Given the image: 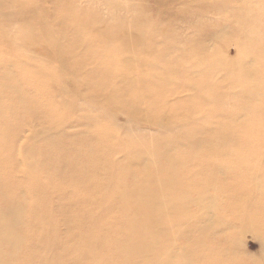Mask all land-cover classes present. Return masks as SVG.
I'll return each mask as SVG.
<instances>
[{"label": "bare ground", "instance_id": "6f19581e", "mask_svg": "<svg viewBox=\"0 0 264 264\" xmlns=\"http://www.w3.org/2000/svg\"><path fill=\"white\" fill-rule=\"evenodd\" d=\"M35 1L36 10L22 0H0V4L15 7L24 15L17 19L25 20V16L37 18L40 3H48L47 0ZM155 1L161 7L187 0ZM123 4H127V0ZM50 14V23L43 16L40 25L47 23L48 28H52V35L44 38L52 40L51 51L62 65L60 74L43 65L24 63L32 60L34 50L27 52L29 57L25 58L18 55L21 52H13L14 60H9V64L0 62V69L5 68V72H0V102L4 103L0 108V264L31 261L35 264H172L177 257L165 259L162 250L169 235L167 226L193 217L192 239L198 247L192 251L191 264H209L211 258H214L212 264H250L246 260L251 264H264V232L258 233L252 225L262 244V255L259 261H251L222 235V224L232 225L222 222L212 205L205 209L202 204L194 203L197 212L192 213L193 216L178 217L173 215L174 209L179 212L178 204L166 192L172 183L186 184V188L207 183L211 170L201 173L198 167L214 162L208 157H190L183 162L184 159H175L171 153L201 150L238 153L263 148L258 139H264V123L258 120V115L264 113V83L254 82L258 77L264 78L263 66L254 68L251 63L240 66L241 79L231 85L245 94L242 109L234 105L220 111L218 120L211 123L219 122L224 127L202 130L198 122L188 124L186 119L196 112L192 106L204 97L197 94L202 87L206 88L208 101L215 104L220 91L214 82L202 83L199 73L194 72L189 83L173 88L175 83L181 82L178 77H160L140 68L146 64L149 52L134 50L136 46L132 45L143 40L139 34L125 40L117 38V29L104 25L103 21L83 20L84 17L76 14L71 19L70 10ZM247 15L242 13L232 24L244 27ZM65 25L73 32L68 40L60 42L65 32L58 30ZM146 34L148 37L147 29ZM223 34L224 31L212 33L207 40L216 42ZM8 41L15 47L31 43L29 40ZM7 42L4 40V44ZM177 46L178 50L182 49ZM129 49L134 52L123 56L124 50ZM41 55L46 53L43 51ZM209 61L212 65L216 62L215 58ZM229 65L237 70L235 64ZM190 69L196 71L197 66L186 68V72ZM64 70L73 74H64ZM83 74L89 76L84 78ZM47 82L48 88L51 83L53 86L40 89ZM162 82L166 87L159 86ZM213 88L218 90L213 91ZM57 90L59 101H51ZM181 90H189L191 94L178 100L173 98ZM255 102L262 106H254ZM100 104L104 106L101 112L97 111ZM174 107L178 114L166 113L167 108ZM204 109L201 107V114L207 113ZM118 110L124 111L131 122L159 126L178 122L187 127L171 140L157 145L151 143L153 146L148 147L138 135L134 134V141L132 134H122L105 121ZM72 118L88 128L76 136L64 133V124ZM40 119L45 123L40 124L43 127L32 137L31 145L18 144L23 128L31 127ZM187 134L204 135L192 141ZM183 138L188 139L187 144L174 145ZM248 145L251 147L246 148ZM116 152L125 156L123 163L112 159ZM75 159H80V165H75ZM163 160L167 165H162ZM229 161L220 160L221 163ZM175 162H179L181 171L192 166L189 171L194 169L192 172L196 175L189 173L185 178L181 179L180 175L179 179L169 180L157 176L156 172L175 167ZM152 172L155 173L150 174ZM103 177L105 181L100 183L98 180ZM190 204L186 199L181 209ZM114 205L120 211H116ZM59 226L68 232L66 238L58 232ZM43 248L45 252L41 253Z\"/></svg>", "mask_w": 264, "mask_h": 264}, {"label": "rangeland", "instance_id": "374dc122", "mask_svg": "<svg viewBox=\"0 0 264 264\" xmlns=\"http://www.w3.org/2000/svg\"><path fill=\"white\" fill-rule=\"evenodd\" d=\"M22 1L30 3L31 5L28 6L32 10L33 8L34 10L37 9L35 0ZM47 1L48 3H40V15L38 13L37 18L27 19L28 17L25 16V20L17 19L18 16L24 15L15 7L0 4V23H4L0 24V62L9 64V60H14L12 58L13 52H21L18 55L25 58L29 57L27 52L30 53V51L34 50L32 60L27 59L24 63L43 65L49 67L51 70L55 69L53 73H59L62 65L56 61L57 56L51 51L50 45L52 40L49 42V38H44L45 36L50 37L52 35L50 32L52 28H48L47 23L40 25L41 19H44L43 16L48 21L52 17L51 11L55 14L58 11L65 12L70 10L71 19L73 18V14H76L84 17L83 20L93 18L92 20H95V23L103 21L104 25L117 29V38L127 40L131 35L139 34L143 40L138 41L136 39L138 43L136 42L135 45H132L133 47L136 46L134 50L136 52L143 50L149 52V56L146 59L147 65L145 64L140 68L146 70V72L150 71L158 74L160 77L162 75H172L173 79H177L178 77L181 82L177 83L179 85L175 83L173 88L189 83V80L193 79L194 72L199 73L198 76H200L202 83L208 82L211 84V82H214L220 91L218 97L215 98V104L208 101V96H205L207 95L206 88L202 87L197 91V94L204 97L198 99L197 103L192 106L196 112L191 114L188 120L186 119L188 124L190 122V124L198 122L202 130L206 128L221 129L224 127L219 122L211 123L214 120H218L217 116L220 111H226L234 105L242 109L245 94L241 93L239 89L235 90L231 85L233 81L241 79V75L238 72L242 70L240 66L242 67L246 63H251V66L254 68L257 66H263L264 68V0H187L183 3L161 5V7H159L155 0H127V4L125 5L123 4L124 0ZM172 13L174 17H172ZM242 13H248V18L244 20V27L238 28L232 24V21L237 22ZM171 19L174 22L172 20L170 23ZM48 22L50 23V21ZM146 29L149 31L148 37ZM62 30L67 35L63 33V36L60 37V42L68 40L73 32L67 25L61 26L58 31ZM222 31H224V34L218 41L212 42L207 40V36H210L212 33L219 34ZM33 36L37 37L32 40L31 37ZM9 39L18 40L20 43L24 40H29L31 43H25L26 45L23 43V46L19 45L20 47H15L11 42L9 43ZM251 39L256 40L252 41ZM4 40L5 42L8 41L6 43L8 46L4 44ZM177 45L182 46V49L178 50L179 47ZM129 47L132 48L131 46ZM134 50H124L126 52L122 53V55L130 56L132 54L130 52H134ZM40 51H44L46 55H43V57ZM254 52H261V54H254ZM214 58L216 62L212 65L209 59ZM254 61H257V63ZM229 63L235 64L237 70L232 69L230 65L228 66ZM193 66H197L199 70L193 71L190 69L186 72V68ZM0 72H5V68H1ZM127 72H129V68H127ZM71 73L72 71L70 70H64V74ZM229 73H231L232 77H229ZM81 76L85 78L89 75L83 74ZM254 82L256 84H263L264 78L258 77ZM48 84V82L42 84L40 89L48 88ZM50 85L53 86V83ZM192 85L190 84L189 87H192ZM159 86L166 87V84L162 82ZM167 87L172 88L171 86ZM151 89H154V87L151 86ZM58 90L50 98L51 101H59ZM215 90L218 89L213 88V91ZM1 93L2 89L0 90ZM189 94H191L189 90H181L177 91L173 95V98L178 100ZM98 103H101V101ZM3 105V101L0 102V108ZM254 106L262 105L255 102ZM201 107L205 108L204 111L207 113L201 114ZM103 109L104 106L101 104L97 107V111L99 110V112ZM176 110V107L167 108L166 113L170 112V114L176 115L178 114ZM76 120L77 118L68 120L64 124L62 131L71 136H76L85 130V128H88L87 125L80 124ZM258 120L264 123L262 121L264 120V113L258 115ZM105 121L110 126H116V129L118 128L122 134H132L133 140L134 134L138 135V139L147 144L148 147L153 146L150 145L151 143L156 142L155 144L157 145L158 142L171 140L176 133L183 132L187 127L186 124L181 125L178 122H174L172 126L131 122L128 115L120 110L106 117ZM43 123L45 122L40 119L31 124V127H24L18 135V144L27 143L31 145V142H33L31 140L32 137L40 131L43 127L40 124ZM188 128L190 129V127ZM201 135L204 134H187L188 138L192 141ZM187 141L188 139L183 138L182 140L175 141L174 145L178 146L183 143L185 145ZM258 142L263 148L255 152L232 153L201 150L171 153L175 159H180V161L184 159L183 162L187 160L186 158L190 157L213 158L214 162L213 164H207L208 166L200 165L198 167L201 173L204 170H211L210 178L207 179L210 181L207 183L192 185L193 188H186V184L175 185L172 183L171 189H166L170 198L178 204L179 212L177 214L174 209L173 215L175 216L188 217L189 215L190 217L192 213L197 212L194 203H200L204 208L212 205L214 207L213 211L218 215L217 217L222 222L232 225L228 227L222 224L224 228L222 235L230 239V244L235 247L234 249L243 253L251 261H259L258 259L262 255V244L256 233L251 229L252 225L258 233L264 232V139H258ZM249 147L251 146H246V148ZM16 149L19 152L18 147ZM112 159L117 163H123L125 156L116 152L112 155ZM228 159L231 161L220 162V160ZM73 162L75 165H80L81 161L80 159H75ZM162 165H167V162L163 160ZM190 168L192 166L188 165L187 170L181 171V165L179 166V162H175V167L170 170L164 169L158 171L156 174L159 178L168 180L170 178L179 179L181 175L182 179V176L185 178L189 173L196 175L194 169L192 170L194 172L189 171ZM98 181L102 183L105 181V178L103 177ZM186 199L190 200L191 204L185 206V209L184 207L181 209V205ZM114 209L120 211L117 205H114ZM137 221H140V219H137ZM194 221L195 217L187 221H181L178 225L173 221L170 227L167 226L169 235H166L168 236L166 247L162 250L165 259L177 257V260L171 261L172 264H187L188 262L191 264L192 251L198 247L195 245L191 233V225ZM58 232L62 233V238L68 236V232L64 227L59 226ZM86 247H90V245H86ZM162 250H159V252ZM43 252H45L44 248L41 249V253ZM103 253L104 255L106 254L105 252ZM213 260L214 258L209 259V264H212ZM242 260H245L243 255ZM246 262L251 264L248 260ZM29 263L35 264L34 261Z\"/></svg>", "mask_w": 264, "mask_h": 264}]
</instances>
